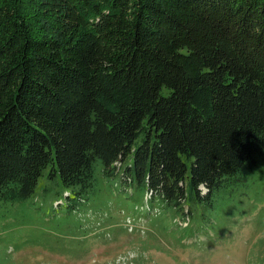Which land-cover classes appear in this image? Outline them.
<instances>
[{
	"label": "trees",
	"instance_id": "1",
	"mask_svg": "<svg viewBox=\"0 0 264 264\" xmlns=\"http://www.w3.org/2000/svg\"><path fill=\"white\" fill-rule=\"evenodd\" d=\"M262 159L264 0H0V203L103 185L190 238Z\"/></svg>",
	"mask_w": 264,
	"mask_h": 264
},
{
	"label": "rangeland",
	"instance_id": "2",
	"mask_svg": "<svg viewBox=\"0 0 264 264\" xmlns=\"http://www.w3.org/2000/svg\"><path fill=\"white\" fill-rule=\"evenodd\" d=\"M236 186L215 229L184 238V225L130 213L103 185L77 202L42 177L31 196L0 203V264H264V159Z\"/></svg>",
	"mask_w": 264,
	"mask_h": 264
}]
</instances>
